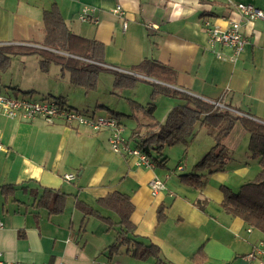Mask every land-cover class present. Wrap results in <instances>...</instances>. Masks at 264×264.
I'll return each mask as SVG.
<instances>
[{
	"label": "crops",
	"instance_id": "1",
	"mask_svg": "<svg viewBox=\"0 0 264 264\" xmlns=\"http://www.w3.org/2000/svg\"><path fill=\"white\" fill-rule=\"evenodd\" d=\"M237 3H250L264 11V0H0V46L45 49L41 45L42 14L56 7L73 34L103 45L101 65L104 68L158 83L168 91L264 123V22L245 20L235 8ZM116 6L122 15L112 12ZM83 7L94 9L96 22L78 19ZM204 19L220 29H226L230 22L240 24L246 43L235 61L228 59L229 48L218 44L211 48L203 29ZM217 52L221 58L216 56ZM22 58L26 60V56ZM145 59L169 69V78L158 82L133 72ZM36 60L38 63V57ZM101 73L109 74V85L113 87L112 74ZM103 78L98 77L96 88ZM65 84L72 88L67 81ZM9 86L21 92L30 89L12 83L4 85ZM79 89L87 96V91ZM47 91L63 97L65 106L73 110L87 114L103 111L106 116L113 113L119 121L120 117H130V128H126L124 137L131 138L132 142L181 104L180 99L167 95L151 101V85L143 81L131 89L111 88L110 94L116 101L90 99L96 104L91 112L79 110L63 90ZM33 94L29 96L33 98ZM120 100L126 109L120 107ZM148 103L155 106L152 115L137 106L145 107ZM0 133L4 146L0 150V221L3 223L0 253L6 261L20 264L103 261L155 264L156 260L159 264H264V232L230 217L220 206V186L236 192L259 169L258 159L248 152V135L239 122L233 124L223 140L228 154L224 169L212 174L200 172L205 175L200 188L184 184L180 175L190 173L213 146L214 131L206 127L196 128L185 143L169 146L153 168L137 165L133 158L113 152L108 144V130L94 132L82 126L70 127L61 121L47 123L40 117L27 121L0 115ZM70 173L75 174V179L64 180L63 175ZM155 178L163 182L164 189L152 195L149 182ZM5 186H11L13 192L10 194L7 189L3 192ZM44 189L68 195L62 213L48 215L46 210L36 207ZM111 192L129 195L135 239L155 246L159 252L156 260L135 259L125 248L111 260L103 253L114 242L117 226L109 228L98 218H83L75 202L96 206V199ZM160 207L164 209L165 220L158 223ZM99 212L103 217H110L113 223L117 221L113 213L103 209ZM247 255H254L255 259H247Z\"/></svg>",
	"mask_w": 264,
	"mask_h": 264
},
{
	"label": "trees",
	"instance_id": "2",
	"mask_svg": "<svg viewBox=\"0 0 264 264\" xmlns=\"http://www.w3.org/2000/svg\"><path fill=\"white\" fill-rule=\"evenodd\" d=\"M42 23L44 35L41 45L45 49L32 46H0V70H5L8 67L13 56L36 55L38 68L42 72H47L50 65H56L61 74L63 72L68 74L70 86L79 87L85 91L96 88L101 72H110L113 77L112 86L114 89H131L139 81H143L151 85L149 95L151 101H154L159 95L180 99L181 104L173 107L162 122L150 125L149 130L143 136L134 139L133 142L131 138L128 140L133 143V147L146 153L155 164L157 158L161 157L164 147L185 143L196 128L206 127L214 131L213 146L194 164L190 173L180 175L181 182L194 188H200L203 185L205 175L200 172L212 174L224 169L228 154L223 146V140L228 136L233 124L239 122L248 135V152L252 157L258 159L259 169L254 178L243 184L236 192L226 186H220L219 190L222 194L220 206L223 212L230 217H237L247 226L264 232V123L237 115L228 109L215 108L203 100L168 91L166 87L158 83L104 68L101 65L104 58L103 45L95 40L73 34L56 7L43 12ZM133 72L158 82H164L169 78L170 71L156 61L145 59L133 68ZM21 93L24 96L20 98L53 102L60 106L66 105L63 97L47 94L36 99L29 96L33 91ZM137 106L144 109L149 115H152L155 107L152 103H148L145 107ZM109 116L117 115L111 113ZM160 162L163 163L164 160ZM5 189L10 191V194L13 192L11 186L3 187V192L6 191ZM67 197L68 195L58 190L44 189L36 207L46 210L48 215H57L64 211ZM75 204L83 218H98L109 228L112 225L117 226L114 242L103 251L108 260L117 255L121 248H125L126 252H130L135 259L154 258L156 260L158 249L151 244L144 245L135 239V225L130 221L133 206L129 195L111 192L96 199V206L79 200H76ZM99 209L113 213L117 221L113 223L110 217L101 216ZM164 220V209L160 207L157 209V222L160 223ZM198 254L200 257L202 256L201 248L198 250ZM155 264H159L158 260L155 261Z\"/></svg>",
	"mask_w": 264,
	"mask_h": 264
},
{
	"label": "built area",
	"instance_id": "3",
	"mask_svg": "<svg viewBox=\"0 0 264 264\" xmlns=\"http://www.w3.org/2000/svg\"><path fill=\"white\" fill-rule=\"evenodd\" d=\"M235 8L247 21L261 20L264 22V11L250 3H237ZM112 12L119 15L123 14L119 6L112 9ZM93 13L94 9L92 7H83L78 15V19L82 22H96V19L93 18ZM203 29L208 36L211 48H213L215 44H218L231 50V54L228 57L230 61H235L243 51L246 41L240 32V24L238 22H230L226 29H220L212 25L207 19H204ZM215 54L218 58L222 57L219 52ZM0 115L10 119L20 118L27 121L40 117L47 123L61 121L70 127L82 126L94 132L108 130L110 132L108 144L113 152L133 158L137 165H142L147 168L154 167L152 159L146 153L130 145V141L124 137L123 126L112 116H96L95 114H87L66 106H60L53 102L34 101L27 98H16L3 94H0ZM0 150H4L1 141V133ZM63 179L66 181H73L75 179V174H65L63 175ZM149 188L151 194L156 195L160 190L164 189V184L160 179L155 178L149 182ZM2 226L3 223L0 221V228ZM246 257L247 259H255L254 255H247ZM0 264L20 263L16 261H6L2 258L0 253ZM58 264L65 263L59 262ZM95 264L115 263L103 261L96 262Z\"/></svg>",
	"mask_w": 264,
	"mask_h": 264
},
{
	"label": "rangeland",
	"instance_id": "4",
	"mask_svg": "<svg viewBox=\"0 0 264 264\" xmlns=\"http://www.w3.org/2000/svg\"><path fill=\"white\" fill-rule=\"evenodd\" d=\"M22 58V56H13L10 64L5 70H0V94L6 92H11L14 94L15 97L20 98V95H23L20 89H16L15 86H9L4 87V85H9L12 83L17 84L20 86V88H30L28 91H33V98L40 99L42 95H47V90H63L64 93H67L71 101H75L77 103V108L79 110H86L92 111V108H95L96 104H94V100H90L92 98H108L112 101H116L114 96L112 97L110 94L111 87L109 84L110 76L107 73H100L99 75L101 77H104L103 80H101V83L98 84V87L94 90L87 91V96L83 94V91H80L81 89H76L72 86V88H68L65 82H68V74L66 72L60 73L59 67L56 65H50L48 67L47 72H42L37 67V56L31 55L26 56V60ZM23 62V63H22ZM53 75L56 77L53 78ZM98 76V77H100ZM107 79V80H106ZM104 80L107 81V83L104 82ZM24 86H30V87H24ZM142 89H147V86H141ZM15 88V89H14ZM16 90V91H15ZM25 90V89H22ZM46 92H45V91ZM108 90V91H107ZM110 90V91H109ZM81 93H80V92ZM23 92V91H22ZM88 102L90 105H87ZM83 103V104H82ZM119 105L121 108H127L125 104H123V101L120 100ZM96 116H106L105 112L97 111ZM140 115V114H137ZM10 119V118H8ZM130 117H120V121L125 125H123L119 120L118 123H120L123 126L124 132L126 131V128H130L131 121L129 120ZM134 120V119H133ZM132 120V123L134 122ZM128 132V131H127ZM169 146L164 147V151L162 149L161 154H164ZM175 149V148H174ZM174 154V153H172ZM94 221V220H92ZM81 234H83V231L81 230ZM109 235H112V232H110ZM124 249V248H123ZM122 250V249H121ZM116 259V258H115ZM114 259V260H115ZM5 260V259H4Z\"/></svg>",
	"mask_w": 264,
	"mask_h": 264
}]
</instances>
